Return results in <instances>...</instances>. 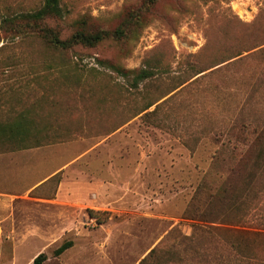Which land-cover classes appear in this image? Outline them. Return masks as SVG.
<instances>
[{
    "label": "rangeland",
    "instance_id": "obj_1",
    "mask_svg": "<svg viewBox=\"0 0 264 264\" xmlns=\"http://www.w3.org/2000/svg\"><path fill=\"white\" fill-rule=\"evenodd\" d=\"M44 1L0 0V125L28 110L47 130L0 147V264H213L193 258L188 212L227 182L230 130L264 125V0H60L62 39L134 17L64 54L5 21ZM114 67L155 75L133 88ZM260 199L221 226L264 233Z\"/></svg>",
    "mask_w": 264,
    "mask_h": 264
},
{
    "label": "trees",
    "instance_id": "obj_2",
    "mask_svg": "<svg viewBox=\"0 0 264 264\" xmlns=\"http://www.w3.org/2000/svg\"><path fill=\"white\" fill-rule=\"evenodd\" d=\"M155 2L157 0H148L150 4ZM64 17L65 11L60 0H45L38 10L5 21L17 27L24 24L32 25L37 38L49 49L64 54L76 46L94 47L109 35L117 40L124 38L130 27L129 23L134 18L129 17L122 25V29L113 32L88 31L83 28L70 38L62 39L60 33L50 27L47 21ZM52 66V69L58 71L62 67L57 62H53ZM113 69L125 79H129L133 88H137L139 84L155 75V72L148 69L139 71H125L119 67ZM35 124L28 110L21 112L12 122L1 124L0 147H10L8 151L14 152L45 145L40 134L47 130H41ZM247 126L250 125L231 129L228 135L234 138L235 142H229L226 147L223 145L232 156L227 164V182L218 189H212L210 193L212 201L207 209H204L205 203L202 204L200 199H194L193 207L188 212V216L193 217L194 222L193 258L197 262L205 260L213 264H264V233L221 226L243 225L248 222L251 212L259 208V201L264 193V125L261 128ZM235 155H238V158L235 159ZM203 240H208L209 244H205ZM72 245V242H65L55 250L54 256L62 255ZM47 259V255L42 253L34 259L33 264H44Z\"/></svg>",
    "mask_w": 264,
    "mask_h": 264
},
{
    "label": "crops",
    "instance_id": "obj_3",
    "mask_svg": "<svg viewBox=\"0 0 264 264\" xmlns=\"http://www.w3.org/2000/svg\"><path fill=\"white\" fill-rule=\"evenodd\" d=\"M35 187H33L34 189ZM33 189H30V190H33ZM14 191H2L1 193H8V194H13Z\"/></svg>",
    "mask_w": 264,
    "mask_h": 264
}]
</instances>
